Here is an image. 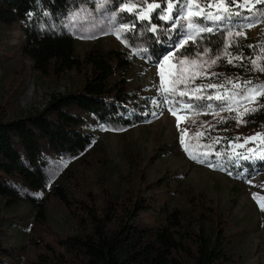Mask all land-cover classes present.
I'll return each mask as SVG.
<instances>
[{
	"label": "rangeland",
	"instance_id": "1",
	"mask_svg": "<svg viewBox=\"0 0 264 264\" xmlns=\"http://www.w3.org/2000/svg\"><path fill=\"white\" fill-rule=\"evenodd\" d=\"M97 2L87 0L67 15L76 50L82 55L94 46L120 48L132 58L134 63L126 75L125 92L132 98L134 111L147 114L149 119L128 127L115 122L100 123L82 112L86 119L83 130L92 134L94 145L81 158L67 162L64 167H60L61 157L50 151L51 166L57 173L55 181L62 183L72 198L93 207L105 222L114 217L105 214L106 204L113 195L123 198L118 205V218L125 214L128 197L143 198L152 204L153 209L142 212L140 218L141 223L151 227L161 224L170 211L181 209L211 240L224 234L222 244L226 245V258L220 264H264V209L260 206L264 203V171L231 172L207 160L210 147L207 129L216 119L220 120V112L227 109L214 97H227L236 89L238 81L243 86L245 81L254 78L248 71L240 77L229 60H234L232 49L238 50L244 42L253 43L264 35V7L253 6L252 11L240 8V14L233 15L231 20H200L213 31L196 34L194 41L189 40L175 51L172 43H179L175 38L184 31L171 27L176 21H164L152 38L139 30H130L124 33L125 43L104 23L116 12L117 25H132L119 11V3L116 5L110 0L106 8L97 9ZM134 2L142 4L143 0ZM207 2L200 0L201 4ZM157 12L160 15L161 11ZM19 36L16 30L0 44V120L41 110L53 94L75 91L81 83L73 71L59 76L34 71L19 48ZM153 48L165 55L174 51V57L165 64L166 80L173 63L177 65V78L181 71L189 68L188 64H180L186 57L196 62L193 75L196 71L204 73L196 75L188 89L179 85L185 96L177 93L168 97L173 102V111L186 106L178 112L179 126L177 116L169 111V103H165L157 91L161 79L159 61L152 57L151 51L141 54L144 49ZM205 48L209 49L207 54H203ZM238 63L244 67L243 63ZM253 70L256 69L253 67ZM200 85L217 87L202 89L205 98L197 100L190 94L196 93ZM208 96L213 99L208 100ZM244 108L248 106L241 109ZM182 133L184 145L181 144ZM81 211L72 212L51 196L46 204V220L39 223L35 220L34 208L28 204L20 202L10 206L0 198V241L8 253L1 256L2 264H36L39 253L64 254L61 241L88 232L85 217L79 218Z\"/></svg>",
	"mask_w": 264,
	"mask_h": 264
},
{
	"label": "trees",
	"instance_id": "2",
	"mask_svg": "<svg viewBox=\"0 0 264 264\" xmlns=\"http://www.w3.org/2000/svg\"><path fill=\"white\" fill-rule=\"evenodd\" d=\"M85 1L0 0V44L17 30L19 48L34 71L56 76L73 71L81 81L75 91L53 94L41 110L0 120V198L10 206L20 202L28 204L34 208L35 220L39 223L46 220V204L51 196L72 212L82 210L79 218L85 217L88 232L61 241L64 254L39 253L36 264H220L226 258L224 234L211 240L181 209L170 211L161 224L151 227L141 223L140 218L142 212L153 209L152 204L143 198L128 197L125 214L118 218V205L123 198L113 195L106 204L105 214L114 217L105 222L93 207L72 198L68 189L55 181L57 173L51 166L50 151L61 157L60 167H64L94 145L92 134L83 130L86 119L82 112L100 123L115 122L128 127L149 119L147 114L134 111L132 98L125 92L126 75L134 63L132 58L120 48L103 46L78 54L66 18ZM111 1L119 5L128 2ZM241 2L264 7L262 0ZM123 14L136 25L133 31L139 30L148 38L156 36L164 22L156 19L158 12L154 13L151 23L136 20L127 12ZM151 24H157L156 32L148 31ZM232 51L234 69L240 77L248 71L254 77L252 84L264 82V71H254L252 63L255 60L257 68H264V35ZM238 85L242 82L238 81ZM255 97L233 107L232 111H221L220 120L210 124L207 160L231 172L264 171V159L260 158L264 154V135L256 136L264 134V96ZM245 106L257 110L238 116ZM254 136V140L245 143V138ZM248 149L253 151L249 153ZM249 155L255 158L244 159ZM6 251L0 241V264L1 256H8Z\"/></svg>",
	"mask_w": 264,
	"mask_h": 264
},
{
	"label": "snow or ice",
	"instance_id": "3",
	"mask_svg": "<svg viewBox=\"0 0 264 264\" xmlns=\"http://www.w3.org/2000/svg\"><path fill=\"white\" fill-rule=\"evenodd\" d=\"M110 0H98L97 2V9H104L106 8L107 3ZM264 2V0H262ZM164 4L167 6L164 7ZM231 4L232 7L228 5ZM240 8H248L249 11H252L253 5L247 2H241V0H208L207 4H201L200 0H184V3H180V0H153V2H148V0H143L142 4H137L134 0H128L126 3L120 4L119 11L121 13L127 12L135 16L136 20L139 21H147L151 23L153 19V15L155 12L163 9L160 15L156 17L157 20H163L165 22L168 21H176L172 23L171 27L173 29L180 28L184 29L181 32V35L176 37L175 39L179 40V43H172V48L175 51H178L181 47L185 46L189 40H195V35L204 31L212 32V28H208L205 25H202L199 21L200 20H209V21H221L224 19L231 20L233 15L238 16ZM199 9V11H196ZM179 13V15H176ZM119 17L117 16L116 12H113L111 16L105 19L104 23L109 26L110 28L114 29L113 34L117 36L118 39H121L122 42L127 43V41L123 40L124 33L132 30L135 28V24L132 25H125L119 24L117 25V20ZM251 26V25H249ZM100 31H103L101 28ZM148 31L156 32L157 31V24H151V28ZM231 35V34H230ZM236 35H240V33H236ZM249 47H252L249 45ZM151 51L152 57L159 61L160 64V87L157 89L158 93L162 95L165 103H169V111L172 112L173 115L177 116V123L179 126V121L181 117L178 115L179 111L184 110V105L181 106L180 109L173 111L172 109V101L168 100L170 95L174 96L175 94H179L181 97L185 96L186 93L184 91L179 90V85L183 84L185 89H188L192 80L195 79L196 75H202L204 73L200 71H196L195 75L192 74V69L195 67V61H189L186 57L184 61H181L180 64H188L189 68L184 69L180 72V78H177L175 75V69L177 67L176 64H172V69L169 71L168 79L165 78V64L170 62V58L174 57V51H169L167 55L163 52L157 53V51L153 49H144L141 54L147 55V53ZM209 52L208 48L204 49L203 54H207ZM198 54V55H203ZM237 59H244L243 57H237ZM213 63L215 61H212ZM232 60H229V63H232ZM254 65V69L259 71H264V68H257L256 61H252ZM214 75V74H213ZM216 85H200L198 86L196 93H191L195 99H203L204 94L201 91L204 88H215ZM220 87H223L222 85ZM264 96V82H259L255 85H252L251 81H245L243 86L236 85V89L229 93L226 96L224 95H216L214 99L221 101L222 104H225L227 110L232 111L234 104L239 103H247L250 100H253L255 96ZM208 100L213 99L212 96L207 97ZM153 102L156 103V98H153ZM209 108L212 105L209 103ZM256 108H246L243 113H238L239 115H247L252 112H255ZM155 115V113H153ZM264 134L257 133L256 136H262ZM256 137H247L245 138V143L250 140H254ZM232 142L230 141L229 144ZM181 144L184 145V134H181ZM237 147H243V145H237ZM185 151H188L187 146H185ZM249 153L253 150L248 149ZM191 155V152H189ZM255 158L251 155L245 156L244 159H252ZM261 159H264V154L260 156ZM211 166V165H210ZM254 198L256 194H253ZM258 203H260L258 201ZM262 209H264V203H260Z\"/></svg>",
	"mask_w": 264,
	"mask_h": 264
}]
</instances>
